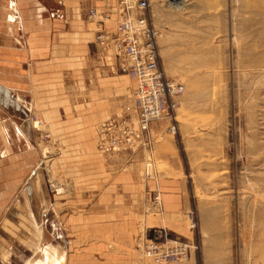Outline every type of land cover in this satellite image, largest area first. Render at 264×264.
<instances>
[{
	"label": "crops",
	"instance_id": "obj_1",
	"mask_svg": "<svg viewBox=\"0 0 264 264\" xmlns=\"http://www.w3.org/2000/svg\"><path fill=\"white\" fill-rule=\"evenodd\" d=\"M119 1L0 0V264H150L139 238L190 234L162 123L150 145L103 147L101 125L126 116L136 86L95 40Z\"/></svg>",
	"mask_w": 264,
	"mask_h": 264
},
{
	"label": "rangeland",
	"instance_id": "obj_2",
	"mask_svg": "<svg viewBox=\"0 0 264 264\" xmlns=\"http://www.w3.org/2000/svg\"><path fill=\"white\" fill-rule=\"evenodd\" d=\"M151 1L163 69L185 88L176 134L154 123L188 201L189 236L168 232L196 247L189 264H264V0Z\"/></svg>",
	"mask_w": 264,
	"mask_h": 264
},
{
	"label": "built area",
	"instance_id": "obj_3",
	"mask_svg": "<svg viewBox=\"0 0 264 264\" xmlns=\"http://www.w3.org/2000/svg\"><path fill=\"white\" fill-rule=\"evenodd\" d=\"M170 4H182L186 0H162ZM120 16L114 32L98 27L96 43L105 48L113 44L118 50L120 72L136 82L132 101L126 107V116L117 122L101 125L103 147L130 149L134 138L143 137L144 144L152 143L151 129L156 122L167 121V131L176 134L178 108L177 98L184 86L167 77L163 69L159 38L160 34L152 17L151 0H120L117 5ZM96 15L91 10L89 19ZM32 115L34 127L42 126ZM154 205H161V196L156 194ZM138 249L150 264H189L196 247L190 242L174 239L167 229L155 232L153 239H140Z\"/></svg>",
	"mask_w": 264,
	"mask_h": 264
},
{
	"label": "bare ground",
	"instance_id": "obj_4",
	"mask_svg": "<svg viewBox=\"0 0 264 264\" xmlns=\"http://www.w3.org/2000/svg\"><path fill=\"white\" fill-rule=\"evenodd\" d=\"M204 2V0H200V4L201 3H203ZM201 6V5H200ZM181 7H178V9H180ZM201 8H204V6H201ZM183 9V8H182ZM262 47H263V51H264V41H263V45H262Z\"/></svg>",
	"mask_w": 264,
	"mask_h": 264
}]
</instances>
